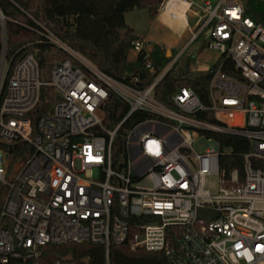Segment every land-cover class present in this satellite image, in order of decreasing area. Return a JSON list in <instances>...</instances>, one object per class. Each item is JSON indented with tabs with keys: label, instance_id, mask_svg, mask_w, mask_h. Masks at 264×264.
<instances>
[{
	"label": "built area",
	"instance_id": "1",
	"mask_svg": "<svg viewBox=\"0 0 264 264\" xmlns=\"http://www.w3.org/2000/svg\"><path fill=\"white\" fill-rule=\"evenodd\" d=\"M190 4L198 23L189 41L205 33L219 52L208 102L191 86L170 104L158 100L155 88L177 58L158 65L144 39L132 53L145 49L156 77L143 88L105 73L47 28L68 55L49 80L35 52L9 73L2 50L0 264H76L43 257L45 245L66 243L103 245L110 264L112 245L126 241L162 252L168 264H264V13L255 19L242 0ZM48 85L55 100L37 115ZM109 90L128 105L113 127L102 114ZM217 134L249 142L240 167L221 165ZM202 137L205 151L195 147ZM200 209L217 216L198 218Z\"/></svg>",
	"mask_w": 264,
	"mask_h": 264
},
{
	"label": "trees",
	"instance_id": "2",
	"mask_svg": "<svg viewBox=\"0 0 264 264\" xmlns=\"http://www.w3.org/2000/svg\"><path fill=\"white\" fill-rule=\"evenodd\" d=\"M164 0H0L4 19L0 18V58L5 48L9 73L15 63L27 52H35L40 77L49 80L54 64L67 53L52 43L45 28L67 45L83 54L99 69L112 77L143 88L149 85L156 73L146 67L151 57L145 49L132 55L134 41L140 39L125 21V13L136 7L147 6L153 18L159 13ZM167 0H165L166 2ZM245 9L255 19L264 13V0H242ZM196 40V39H195ZM163 45L154 43L151 55L158 65L167 58ZM226 69V68H225ZM212 68L192 70L190 62L179 65L176 61L155 88L158 100L170 104L173 93L181 86H191L204 102H208V85ZM55 100L51 86H43L35 113H45ZM128 110V105L109 90L108 99L102 107L104 123L113 127ZM213 120V119H212ZM223 152L220 163L231 171L241 166V154L249 149L246 139L215 135ZM122 138L114 141L113 152L121 151ZM21 142L15 143V151ZM3 190L0 187V198ZM43 257L50 262L63 257L76 264H106L105 247L92 243H66L45 245ZM110 264H168L164 254L133 248L130 241L112 245Z\"/></svg>",
	"mask_w": 264,
	"mask_h": 264
},
{
	"label": "rangeland",
	"instance_id": "3",
	"mask_svg": "<svg viewBox=\"0 0 264 264\" xmlns=\"http://www.w3.org/2000/svg\"><path fill=\"white\" fill-rule=\"evenodd\" d=\"M172 1L173 0H167L163 4V6L161 3L159 9L162 6V15L164 17H172L173 22L170 26V29L173 31V33H175V35L181 36L186 31V27H177L178 22L175 19V14H177L178 8H176ZM194 1L202 2V0ZM212 1L215 2L216 0ZM167 7H169L170 9L169 12L166 11ZM125 21L127 22V24L134 28L135 34L140 39H143L146 36L147 32L151 29V25L154 20L149 12L148 7L140 6L127 11L125 13ZM195 21L196 19L193 16L189 15V25L191 27H194ZM160 32L168 39H172L170 32L165 28L160 29ZM190 38L191 33L188 31L182 38L177 40L175 46H173V49L170 50L168 47L162 46L164 47L165 52H168L166 61L164 63H166L167 61L172 62L177 58L176 61H178L179 65H185L186 62L189 61L192 70H208L219 58V52L217 50L209 48L208 40L205 38V33L199 36L196 40L189 41ZM180 48L182 49L180 50ZM209 145L210 143L205 137L198 139V141L195 143V147L199 151H205L209 147Z\"/></svg>",
	"mask_w": 264,
	"mask_h": 264
},
{
	"label": "crops",
	"instance_id": "4",
	"mask_svg": "<svg viewBox=\"0 0 264 264\" xmlns=\"http://www.w3.org/2000/svg\"><path fill=\"white\" fill-rule=\"evenodd\" d=\"M189 1L190 0H188V2ZM164 3L165 1L162 3V6ZM162 6L159 9L158 15L155 18H153L154 21L151 25V29L147 32L146 36L143 39L146 41V45L150 48L153 46L152 44L157 43L165 47H168L171 50L173 49V46H175L178 39L182 38L188 31L190 32L189 29L192 27L189 25V15L193 16V12L189 9V12L187 15L188 25H187L186 31L184 32L183 35L179 36V35H175V33H173V31L170 29V26L173 22L172 17H169V16L164 17L162 15ZM163 28H165L166 30L170 32L172 39L171 38L168 39L167 37L161 34L160 29H163ZM181 49L182 48H180V50ZM166 55H168V52L166 53Z\"/></svg>",
	"mask_w": 264,
	"mask_h": 264
},
{
	"label": "bare ground",
	"instance_id": "5",
	"mask_svg": "<svg viewBox=\"0 0 264 264\" xmlns=\"http://www.w3.org/2000/svg\"><path fill=\"white\" fill-rule=\"evenodd\" d=\"M174 3V5L176 6V8H178L177 10V14H175V19L178 22L177 26L178 28H181L182 26H185L187 28V15L189 12V9L193 12V17L196 19L195 21V25L194 27L190 28V33H191V37L193 35V32L196 29L197 23H198V17L195 13V10L191 7L190 1H185V0H173L172 1ZM166 11H170L169 7L166 8ZM148 47V46H147ZM149 51L152 52V47H148Z\"/></svg>",
	"mask_w": 264,
	"mask_h": 264
},
{
	"label": "water",
	"instance_id": "6",
	"mask_svg": "<svg viewBox=\"0 0 264 264\" xmlns=\"http://www.w3.org/2000/svg\"><path fill=\"white\" fill-rule=\"evenodd\" d=\"M217 216L216 212L200 209L198 211V218H203L206 220H210V218Z\"/></svg>",
	"mask_w": 264,
	"mask_h": 264
}]
</instances>
